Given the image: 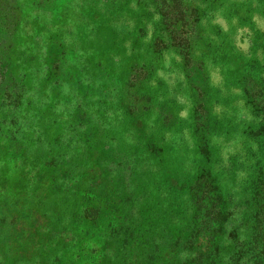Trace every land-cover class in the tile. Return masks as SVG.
<instances>
[{"label": "rangeland", "instance_id": "rangeland-1", "mask_svg": "<svg viewBox=\"0 0 264 264\" xmlns=\"http://www.w3.org/2000/svg\"><path fill=\"white\" fill-rule=\"evenodd\" d=\"M0 264H264V0H0Z\"/></svg>", "mask_w": 264, "mask_h": 264}]
</instances>
